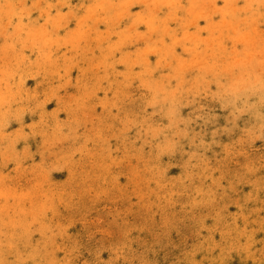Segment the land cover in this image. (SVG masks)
<instances>
[{"label":"bare ground","instance_id":"obj_1","mask_svg":"<svg viewBox=\"0 0 264 264\" xmlns=\"http://www.w3.org/2000/svg\"><path fill=\"white\" fill-rule=\"evenodd\" d=\"M247 1L252 0H0L5 8L0 6V41L6 40L11 49L0 52V59L15 62L11 74L32 70L20 82L0 77V127L16 123L22 134L31 135L34 130L45 129L48 135L57 129L65 143L77 141L79 123L54 126L51 121L69 111L84 115L85 86H93L102 75L115 79L125 95L95 97L96 110L100 118L131 114L126 133L132 147L145 142L141 129L152 134L157 153L176 154L190 142L210 148L211 139L225 150L226 134L243 118L252 122L245 134L261 137L264 0L253 5ZM188 72L194 74L190 82L185 81ZM209 74L216 76V84L205 81ZM61 91H71L69 99ZM50 101L54 113L47 109ZM161 107L166 111L152 115ZM132 127L139 129L140 137ZM14 132L4 147L17 148L20 139ZM33 137L21 139L22 152L24 146L34 147ZM50 141L35 145L29 154L59 163L64 152L54 149L55 139ZM200 147L190 150L194 159L201 155ZM115 150L112 146L110 152ZM141 150L135 149L139 163L144 160ZM183 165L181 160L179 168ZM248 169L239 177L222 176L218 164L206 169L213 175L210 194L193 201L210 204L223 218L212 229L201 221L206 236L178 264H264V165ZM141 182L144 187L145 178ZM6 206H0V264H74L52 245L60 230L45 216L21 215L23 210L14 212L13 204ZM223 224L234 237L220 233Z\"/></svg>","mask_w":264,"mask_h":264},{"label":"rangeland","instance_id":"obj_2","mask_svg":"<svg viewBox=\"0 0 264 264\" xmlns=\"http://www.w3.org/2000/svg\"><path fill=\"white\" fill-rule=\"evenodd\" d=\"M252 1L247 2L253 5L255 0ZM0 6L4 8V5ZM260 27L264 29V25ZM0 42V52L10 53L7 41ZM12 64L15 62L8 58L0 59V77L9 76L17 82L26 80L32 70L25 69L21 75L11 74ZM49 67L44 65L45 69ZM188 73L186 82L194 79V74ZM78 78L80 81L84 79L83 76ZM213 78H216L214 74L204 77L205 81L216 84ZM218 78L221 79L220 76ZM89 87H93L91 95L88 94ZM84 91V115L77 116L69 111L51 121L54 126L60 122L79 123L77 141L65 143L57 129L49 131L48 135L44 133L45 129L34 130V135H31L22 134V128L16 123L0 127V206L7 207L9 203L14 205V212L23 210L19 211L21 215L29 212L45 216L60 230L59 238L52 245L60 254L71 256L69 258L74 264L184 262L186 253L206 236L201 221L212 229L217 219L223 218V214L218 216L211 210L210 204L193 201L210 194L208 187L212 182L209 179L213 175L209 172L212 169H206L218 164L222 176L239 177L252 166L264 165V133L261 137L255 134L248 136L252 122L243 118L226 134L228 149L224 150L219 141L211 139L210 148L190 142L184 148L178 147L176 154L157 153L156 141L152 144V134L140 129L141 133L135 127H132L134 134L146 140L141 146H130L132 137L126 133L131 121L128 111L117 119L99 117L95 97L125 95L115 79L97 75L94 85L89 83ZM70 93L61 91L65 99H69ZM47 109L54 113V103L50 101ZM161 110L165 109L152 110V115H158ZM11 131L17 132L15 135L11 133L15 139H20L17 148L3 146ZM31 136H34V147L24 146L22 152L21 139ZM51 139L56 140L54 149L64 152L59 163H53V158L51 162L42 161L38 154H29L35 145H44ZM96 141L100 146L95 147ZM112 146L116 150L110 152ZM196 147H200L199 153H202L194 159L190 150ZM140 148L141 157L145 160L142 163L136 161L135 149ZM181 160L186 169L179 168ZM174 163L179 166L174 167ZM143 178L146 182L144 187ZM227 226L223 224L219 231L230 239L234 233Z\"/></svg>","mask_w":264,"mask_h":264}]
</instances>
